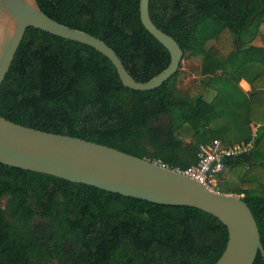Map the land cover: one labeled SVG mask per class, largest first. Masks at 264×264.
I'll use <instances>...</instances> for the list:
<instances>
[{
    "label": "trees",
    "instance_id": "1",
    "mask_svg": "<svg viewBox=\"0 0 264 264\" xmlns=\"http://www.w3.org/2000/svg\"><path fill=\"white\" fill-rule=\"evenodd\" d=\"M37 2L52 20L107 44L137 82L170 63L140 21V0ZM149 16L183 58L201 59L202 77L220 73L234 88L247 74L245 65L260 63L263 69L246 78L249 98L206 99L207 89L189 95L175 86L179 71L155 90L133 91L92 48L29 28L0 86V116L180 171L196 165L201 144H234L212 127L214 114L230 110L224 100L246 121V133L264 120V45L255 44L264 0H149ZM224 33L229 52L220 50ZM256 127L254 150L228 159L216 176L217 184L225 172L244 168L234 174L236 183L214 191L241 197L264 248V125ZM227 239L218 219L194 208L155 205L0 164V264H215ZM253 264H264L260 254Z\"/></svg>",
    "mask_w": 264,
    "mask_h": 264
},
{
    "label": "water",
    "instance_id": "2",
    "mask_svg": "<svg viewBox=\"0 0 264 264\" xmlns=\"http://www.w3.org/2000/svg\"><path fill=\"white\" fill-rule=\"evenodd\" d=\"M139 16L144 29L170 56L167 68L146 82H137L103 41L46 16L37 0H0V86L26 30L35 28L92 48L110 61L122 85L130 90L159 88L178 73L184 54L178 43L151 21L149 0H140ZM0 164L155 205L200 210L227 229L225 249L215 264H253L258 254L264 263L257 224L240 196L215 192L153 161L78 138L24 127L0 116Z\"/></svg>",
    "mask_w": 264,
    "mask_h": 264
},
{
    "label": "rangeland",
    "instance_id": "3",
    "mask_svg": "<svg viewBox=\"0 0 264 264\" xmlns=\"http://www.w3.org/2000/svg\"><path fill=\"white\" fill-rule=\"evenodd\" d=\"M263 20V24L261 25V31L259 35L257 36L258 38L255 41V44L262 46L264 45V16L261 18ZM248 33V30L243 34L246 36ZM225 37L222 39V46L220 47V50L224 52H229L231 50V40L228 37V34L224 33ZM260 41V43H259ZM232 44V43H231ZM200 62L201 59L199 57L193 58V57H185L181 61V68L179 70L178 77L175 80V86L183 91L184 93H188L189 95H195L198 93H203L205 89L208 91L206 92L209 94V91H212V94L207 96L206 99H210L214 94H225L228 96V93L230 94L231 98H240V94L238 91L234 93L233 91L235 90L234 88H230L228 85L229 81H226L224 78L219 76L220 73H217V75L212 76V77H202L200 74ZM250 63L245 65L243 67L242 72L243 74L247 72L246 76L243 75L245 78H252L254 77L255 74L260 72L263 67L261 64H255L253 63L251 66H249ZM231 70V69H230ZM238 73V72H237ZM236 74V73H235ZM224 103H226L229 107L230 110L227 113L219 111V114H214V123L212 125L213 129L215 130V133L218 135H221L224 137V142H241L247 139L249 136L252 135V131H248V133L245 132L246 127V121L242 118L237 119V115L231 114V111L233 110L232 106L230 105L229 99L224 100ZM240 115L242 114L241 111L239 113ZM264 121V120H263ZM260 120L256 126L259 125H264V122ZM255 125L253 127H256ZM239 127L240 129H238ZM244 131H243V129ZM251 129V128H250ZM250 133V134H249ZM248 135V136H247ZM222 140V139H221ZM244 168H238L235 169L232 173H224L222 176V180H219L216 184L215 183L211 184V188L214 190V187H219L224 184V182L229 183L231 186H234L236 183V179L234 178V174H240L243 172ZM254 186V183L251 184ZM217 190V189H216ZM55 264V263H52Z\"/></svg>",
    "mask_w": 264,
    "mask_h": 264
},
{
    "label": "built area",
    "instance_id": "4",
    "mask_svg": "<svg viewBox=\"0 0 264 264\" xmlns=\"http://www.w3.org/2000/svg\"><path fill=\"white\" fill-rule=\"evenodd\" d=\"M256 129L248 141L225 145L219 139H212L206 144L199 146L197 163L185 171L173 169L174 171L199 181L209 189L213 190L211 184L215 183L216 176L225 169V162L242 154H249L254 150V138ZM158 165L169 168L165 164L154 161ZM214 191V190H213Z\"/></svg>",
    "mask_w": 264,
    "mask_h": 264
},
{
    "label": "crops",
    "instance_id": "5",
    "mask_svg": "<svg viewBox=\"0 0 264 264\" xmlns=\"http://www.w3.org/2000/svg\"><path fill=\"white\" fill-rule=\"evenodd\" d=\"M253 78V77H252ZM252 78H250L249 80H251ZM264 84V83H263ZM235 90L233 91L234 93H236L237 91H238V93L240 94V95H243V96H245V98H249V95L251 94V92H252V89H251V87H250V85H249V81H248V79H246V78H241L240 80H239V82L237 83V84H235ZM254 125L253 124H251L250 125V130L252 131V133H253V131L257 128V127H253ZM252 136V135H251Z\"/></svg>",
    "mask_w": 264,
    "mask_h": 264
}]
</instances>
